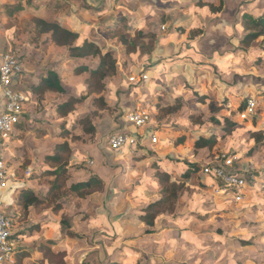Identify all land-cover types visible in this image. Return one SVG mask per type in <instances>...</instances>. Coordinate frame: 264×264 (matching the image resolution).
<instances>
[{
	"label": "rangeland",
	"instance_id": "1",
	"mask_svg": "<svg viewBox=\"0 0 264 264\" xmlns=\"http://www.w3.org/2000/svg\"><path fill=\"white\" fill-rule=\"evenodd\" d=\"M181 2L179 10H160L149 29L127 26L111 31L107 0H0L1 49L17 56L23 66L32 69L35 63L24 61L33 56L60 60L68 55L64 47L47 41L48 34L37 32L34 18L39 14L83 30L81 42L88 39L103 52L114 51L122 71V76L106 80L104 96L112 108L94 115L98 127L94 135L85 133L77 120L79 114L97 109L91 98L77 104L76 114L67 120L55 111L60 96H35V113L28 117L31 133L24 137L30 150L12 170L17 181L39 179L36 172L43 171L41 163L52 139L63 141L59 134L69 124L68 141L78 160H70V172L75 173L68 185L98 174L105 182V200L100 204L72 196L60 212L39 206L32 210L25 233L23 223L15 220L17 249L28 256L22 262L16 257L14 264H264V144H256L248 131L261 128L264 137V37L251 46L240 42L249 33L251 19L264 15V0ZM73 14L80 19L77 25L69 23ZM184 15L189 17L181 20ZM125 39L136 44L125 45ZM98 62L87 58L67 66L69 70L79 64L95 68ZM75 76L74 85L80 90L72 94H86L89 73ZM69 77L62 74V79ZM178 98H184L183 106L167 115L165 110ZM250 100L256 107L245 116L247 107L241 108ZM211 104H217L216 113L211 112ZM135 108L150 112L149 125L136 128L126 121V112ZM256 110L258 121L253 127ZM214 114L227 116L242 128L224 135L222 126L211 123ZM119 131L129 132L135 141L116 150L108 138ZM213 132L220 138L212 149L195 147L198 137ZM224 154L237 157L236 169L250 177L240 201L230 192H221V182L199 172L185 185L180 212L163 216L154 228L132 223L134 219L124 223L123 217L142 214V207L157 199L145 200L138 192L140 183L144 190L159 191L153 179L156 162L169 164L172 180L180 182L183 165L176 160L197 162L203 168ZM31 167L33 173L26 177ZM41 177L36 184L48 186L51 177ZM63 218H69L71 230L64 228L61 234L56 224ZM47 240L55 241L49 243L51 255L38 248Z\"/></svg>",
	"mask_w": 264,
	"mask_h": 264
},
{
	"label": "trees",
	"instance_id": "2",
	"mask_svg": "<svg viewBox=\"0 0 264 264\" xmlns=\"http://www.w3.org/2000/svg\"><path fill=\"white\" fill-rule=\"evenodd\" d=\"M211 7H213L211 5ZM22 7H18L21 10ZM217 9V8H216ZM36 30L39 34H48L49 39L47 41L64 47L68 51V55L72 58L70 66L76 63L77 60L93 58L98 59V65L95 68H90L86 64L76 65L73 69H66L62 74L73 76L82 75L85 72L89 73V78L86 82L87 89L84 95L72 94V89L69 85L62 81V74L56 70H49L46 76H41L38 84L31 86L34 96H38L42 99L46 92H52L63 98L67 97L65 102L57 103L55 110L61 118H66L70 115L72 118L76 114V105L85 102L91 98V104L97 109L92 113L86 112L79 114L77 120L82 124V129L85 133L94 135L98 131L96 123L93 121L94 115L100 110H106L112 108L106 101L104 93L107 89L106 80L113 76H122L121 67L118 64L117 59L114 57V51L103 52V49L94 41L85 39L81 40L83 30L73 28L71 26H65L57 19H46L38 14L34 18ZM249 33L244 35L240 42L244 46H251L252 43L260 37H264V15L253 17L248 28ZM139 35L145 38L146 35L141 30ZM126 45L134 46L136 43L133 40H123ZM206 98V95H204ZM177 104L170 105L165 111L167 115L175 114L184 103V98H178ZM228 103V99L224 100ZM155 104L154 106H156ZM217 104H211V112L216 113ZM215 106V108H214ZM247 104L242 106L241 111L245 110ZM258 114L257 110L251 117L253 127L257 124ZM211 123L218 126H222L225 129L224 135L232 134L236 129L242 128V125L238 122L232 121L227 116H212L210 118ZM72 122V119H70ZM69 124L64 125L65 132H61L60 138L63 141L56 143L54 150L50 154L44 156V167L41 173L43 177H51L48 182V188L46 193L36 194L33 189H27L23 193L22 206L27 211L30 208H38L39 206H46L52 209L53 212H60L64 209L66 204L70 201L72 196L79 199H88L92 203H103L105 200V182L95 173H92L88 179L80 180L68 185L71 179L70 172V160L73 158V148L68 141L70 135ZM63 127V126H62ZM251 138L256 144H264V137L261 134V128L254 130L249 128ZM220 136L213 132L211 135L200 136L196 139L195 147L197 149H212L218 142ZM157 163V164H156ZM154 168L156 172L154 174V182L158 184L159 191H147L142 188V184L138 188V192L141 193L143 199H148L153 196H157V199L150 201L147 205L142 207V214L138 216H125L123 217L124 223L131 221L132 223L145 224L151 228H154L159 220L166 215H171L180 212L184 203L182 201V194L186 183L190 182L192 178L199 172L202 173V168L197 162L189 161L182 162V160H176V163L182 164V168L179 171L180 182L172 180V167L169 164H158L156 162ZM203 175V174H202ZM40 176V177H41ZM211 179L219 181L215 176L209 175ZM42 178V177H41ZM223 188V185L220 186ZM12 214V213H11ZM13 215V214H12ZM14 216V215H13ZM15 219V218H14ZM40 227V226H38ZM64 228L71 230V221L69 218H63L58 224L56 229L59 233L65 232ZM154 232V230H153ZM16 235L14 236V238ZM55 242L53 240H47L44 243H38L40 252H44L48 255L52 254L51 245L49 243ZM37 245V244H35ZM35 248V247H34ZM28 252H21L17 250V259L22 262L23 259L28 256ZM118 263V262H116Z\"/></svg>",
	"mask_w": 264,
	"mask_h": 264
},
{
	"label": "crops",
	"instance_id": "3",
	"mask_svg": "<svg viewBox=\"0 0 264 264\" xmlns=\"http://www.w3.org/2000/svg\"><path fill=\"white\" fill-rule=\"evenodd\" d=\"M108 3L111 2V31H115L117 29H124L127 26L130 27H139L144 29H149L150 24L154 21V18L157 14H160V10H164L166 12H170L172 10H179L180 6L183 4L179 3V0H107ZM90 11H87L89 14ZM185 13H188L185 12ZM184 13V14H185ZM186 17L183 16L181 20H186ZM68 18V17H67ZM69 23L72 25L80 22V19L75 17V14L69 17ZM77 25V24H76ZM66 26H69L68 22H66ZM56 46V48H63L60 46ZM3 51L1 49L0 44V64L2 63ZM45 56H33L32 58H27L24 63L31 62L35 63V66H31L29 68L24 64L22 65V71L17 76L13 77L12 88L18 94H21L25 99L22 101L23 105V118L22 121L16 126L14 132L11 137L4 140L0 138V159H4L9 162L11 170L17 167L18 163H21V157L27 156V151L30 149L27 147L24 137L27 139V135L29 132L27 129L30 127L29 122L31 120L28 117L34 116V106L36 105V98L32 92L31 86L33 84H38L41 76H46L47 72L51 69H55L58 73L68 69L70 67V62H72V58L66 54V56L60 60H54L52 57L44 58ZM58 61V62H55ZM22 62V61H21ZM23 63V62H22ZM57 68H53L54 66H58ZM68 65V66H67ZM78 78L77 76H71L69 78H63L62 81L72 87L73 92H78L80 87L74 85V79ZM84 87H87L85 84ZM87 89V88H85ZM58 95L52 92H46L44 98L48 99L50 96ZM59 100V103L66 101L62 96L59 97L56 101ZM6 97L4 92L0 90V113L4 111L5 108ZM44 106L46 102L43 101ZM112 105V104H111ZM56 111V110H55ZM57 112V111H56ZM49 115V111L44 110V113ZM57 114V113H56ZM111 124L116 125L113 118H111ZM112 126V125H111ZM50 127V124L49 126ZM49 132V129L47 130ZM59 132H55L58 136ZM37 141H40L37 138H34ZM52 148L46 152V154H50L53 152L54 147L58 141L56 139H52ZM34 150V149H33ZM37 150V149H36ZM80 153V151H78ZM45 154V155H46ZM16 157H19L16 159ZM16 159V161H14ZM74 159L78 160L76 154H74ZM13 163H10L12 162ZM41 164L44 165V162ZM26 177H30L31 172L33 173L32 167L28 170ZM72 171V170H71ZM39 179H22L21 182L17 181V178H11L8 181V184L4 188H0V209L12 213L14 215L15 220H17L18 224H22L24 228L23 233H25L26 227L30 226V222L32 221V210L35 212L34 208H30L27 211L22 206V198L23 192L27 189H33L36 194H45L48 186H40L37 180H41V172H36ZM75 172H71V175L74 176ZM15 175V173H14ZM20 221V222H19ZM1 264V263H0Z\"/></svg>",
	"mask_w": 264,
	"mask_h": 264
},
{
	"label": "built area",
	"instance_id": "4",
	"mask_svg": "<svg viewBox=\"0 0 264 264\" xmlns=\"http://www.w3.org/2000/svg\"><path fill=\"white\" fill-rule=\"evenodd\" d=\"M22 71L21 60L12 53L3 54L0 64V90L6 97L4 111L0 113V138L8 139L11 137L16 126L22 121L23 105L25 99L21 94L13 91V77ZM256 102L250 100L245 116L254 112ZM128 123L136 128H143L151 123V114L148 110L135 108L130 109L125 114ZM133 135L129 132L119 131L108 138L111 148L121 150L127 143L131 146L134 143ZM157 141L156 138L153 139ZM237 157L224 154L218 158L217 162L209 163L202 168V174L215 176L222 183L221 192H230L236 201L242 199V190L248 180L246 174L236 169ZM16 176L12 173L10 164L4 159H0V188H4L11 178ZM15 219L11 213L0 209V263L14 264L17 255V240L14 238Z\"/></svg>",
	"mask_w": 264,
	"mask_h": 264
}]
</instances>
